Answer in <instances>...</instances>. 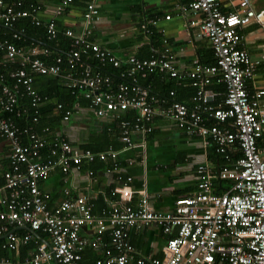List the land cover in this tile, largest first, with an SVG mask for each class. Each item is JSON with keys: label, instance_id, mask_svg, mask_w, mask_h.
Returning a JSON list of instances; mask_svg holds the SVG:
<instances>
[{"label": "built area", "instance_id": "2783aa9c", "mask_svg": "<svg viewBox=\"0 0 264 264\" xmlns=\"http://www.w3.org/2000/svg\"><path fill=\"white\" fill-rule=\"evenodd\" d=\"M98 1L87 0L82 31L64 28L63 32L74 39L67 61L70 68H75L83 54H92L102 64L110 62L120 67L126 63L130 65L127 77L118 74L119 81L115 82L111 74L94 70L88 62L86 66L82 63L85 67L79 78L72 76L71 80L66 75L72 86L90 100L97 116L135 111L132 124L122 121L121 139L129 147L135 146L133 134L146 137L153 131L155 116L162 114L174 119L188 133L200 136L206 146L213 147L229 164L221 165L216 172L206 160L199 163L196 189L178 197L168 211L155 209L146 194L137 204L133 203L136 194L131 185L133 178L122 179L121 175L115 176L119 184L111 189L118 199L110 203L106 216L95 215L87 195L64 199L51 207V195L42 189L41 182L57 166L68 173L72 168L79 169L84 159L106 160L116 158L119 152L80 150L58 136L52 150L58 158L42 161L40 151L47 142L44 137L32 126L22 128L10 118L0 117V135L11 144L10 168L4 172L8 193L1 200L0 210V235L6 237L4 246L18 252L19 245L29 243L38 232L45 234L36 240L38 247L27 258L1 257L0 264H264V89L254 92L249 89L248 82L256 76L259 61L240 45L246 26L256 23L264 32V0H238L236 9L229 12L222 9L220 0H190L180 5L183 14L199 15L187 19L186 26L197 28L210 41L216 58L215 64L195 58L187 72L180 71L167 51L148 59L130 56L120 60L93 41L89 36L102 20ZM72 2L61 0L54 8V16L47 24L50 39L63 29L56 23V15ZM23 3L24 0H0V28L10 29L15 39L23 36V29L14 28L19 20L31 17L36 24L41 23V4L33 3L29 9L23 8ZM144 29L150 31L147 25ZM0 48L5 50L1 65L21 64L8 69L6 77L0 73V81L4 78L13 81L11 85L4 84L0 91V112H13L19 97L27 93L36 108L32 117L36 122L37 108L47 97L36 89L31 72L61 75L63 57L47 63L40 57L49 54L47 47L35 42L30 47L19 46L9 38L0 39ZM261 48L264 53V43ZM156 71L192 79L197 87L193 104L176 100L174 90L169 96H159L139 83L138 73L146 76ZM216 81L226 88L225 98L219 104L212 103L214 91L208 88ZM164 102L169 105L159 110ZM57 107L62 109L63 104ZM72 114L73 110L67 108L63 120L69 121ZM24 135L28 143L22 141ZM238 152L240 156L236 158ZM119 169L108 171L115 174ZM216 181H227L229 185L221 182L216 185ZM152 224L168 235L163 256L138 253L130 240L132 229L140 231ZM87 225L93 227L91 239L82 235V228ZM18 228L28 232L19 235ZM88 245L102 248L103 254L85 261L84 250Z\"/></svg>", "mask_w": 264, "mask_h": 264}, {"label": "crops", "instance_id": "0c3cea01", "mask_svg": "<svg viewBox=\"0 0 264 264\" xmlns=\"http://www.w3.org/2000/svg\"><path fill=\"white\" fill-rule=\"evenodd\" d=\"M60 1L38 0L43 10L41 15L45 20L54 16V8ZM98 2L102 20L96 24L89 37L102 48L111 51L120 60H125L130 56L148 59L167 51L180 71L187 72L195 58L201 60L212 49L210 41L200 34L197 28L186 26L187 19L199 16H195L192 12L185 15L179 8L180 5L189 3L190 0H99ZM81 3L82 0H76V3H71L64 12L56 15L58 24L62 28L71 27L77 32L82 31L85 7ZM220 3L222 9L229 12L236 9L238 0H220ZM167 15L171 17L168 19ZM152 19L157 22L150 23ZM145 25L149 27L150 31L147 32L144 29ZM156 34L160 35V41L154 37ZM242 35L241 47L246 49L253 59L259 61L258 72L253 79L249 80L248 87L251 92L264 89V53L261 48L264 43V32L258 24L252 23L243 29ZM0 51H2V53L0 52V68L10 69L8 65L12 63L6 62L1 65L5 50L1 49ZM107 64L115 67L110 62L102 65ZM129 67L130 65L123 63L116 68L118 74H125L124 77H127L126 73ZM3 71L0 70V73ZM152 73L154 74L153 84L156 81L158 86H163L167 91L171 88H169V82L173 81L174 97L182 100L181 102L193 104L197 87L189 81L190 78L186 76L172 77L168 72L161 71ZM148 75L137 74L139 83L151 89V85L142 82V79ZM158 76L161 80H158ZM116 80L115 82L119 81V79ZM215 84L220 83L216 81L208 88L214 91L212 86ZM3 85H0V90ZM167 94L169 95V93ZM224 97V94L216 90L211 101H216L214 104H219L224 100ZM42 104L43 102L39 107ZM168 105L169 102H164L159 105L158 109L161 110ZM68 108L73 110V114L69 121L62 120L63 126L55 128L56 130H49L43 125L38 108V120L35 122L31 118V121L22 128L32 126L36 130V126L39 128L42 125V134L52 137L65 136L80 150L90 149L91 146L101 147L109 130L111 136L115 135L114 137L118 139L119 148L109 147L94 152L115 150L119 153L116 158L108 157L101 161L103 162L102 166L96 169L94 163L86 159L83 160L79 169L72 168L68 173H64L60 166L56 167L49 178L41 182L42 189L51 195V207L57 206L64 199H75L81 195H87L95 215L106 216L105 211L108 210L110 203L118 199V194H113L111 189L119 184L115 176L121 175L122 179H126L128 176L133 178L131 185L136 191L133 203L137 204L139 199L146 194L155 209L168 211L173 209L178 197L190 194L196 189V172L199 163L206 160L211 169L216 172L221 165L229 164V161L216 152L213 147L206 146L200 136L188 133L179 127L174 119L162 114L155 116L153 131L146 137L141 134H133L135 146L129 147L121 139L122 121L128 120L132 124L136 116L134 110L120 111L116 115L110 113L107 116H97L90 105H79L77 102L73 107ZM54 112L58 113L59 111L54 110ZM2 113L3 111L0 112V117H3ZM21 113L20 116L29 119L30 114L26 109L22 108ZM33 115H36V112ZM10 149V141L0 135V208H3L1 200L8 193L5 188L4 172L10 168ZM57 158L58 156L54 154L53 157H46L43 154L40 160L50 161ZM103 165H107V167ZM115 167L120 168L119 172L116 171L115 174H112L114 172L112 170L109 173L108 169ZM219 184V182L216 183V185ZM222 185L228 186L229 182L226 181ZM93 232L91 225L82 228V235L86 238H93ZM107 237L108 235H106ZM167 238L168 235L156 224L140 231L136 229L130 231L132 244L135 245L137 252L142 254L152 252L157 256H163ZM29 243L26 246L22 245L21 251L19 249L18 252L10 250L3 244L4 248L2 247V249L9 251V254H0V258L11 257L15 260H24L38 247V243L35 242L34 244L37 246L32 250L29 248ZM24 247H27L25 250L29 248V251L24 250L23 252ZM102 254V248L88 245L84 250V259L93 261Z\"/></svg>", "mask_w": 264, "mask_h": 264}, {"label": "trees", "instance_id": "16d2710c", "mask_svg": "<svg viewBox=\"0 0 264 264\" xmlns=\"http://www.w3.org/2000/svg\"><path fill=\"white\" fill-rule=\"evenodd\" d=\"M7 1L11 2L12 0H7ZM74 2L76 3V0H73L72 3H74ZM33 3H38V0H24L22 7L31 9V4H33ZM81 4L86 9L87 0H82ZM50 19L51 18H49L48 20H45L41 16V19H40L41 23L40 24H36L35 20H33L31 17H27L25 19L19 20V22L14 25V28L15 29H23L24 30L23 36L20 39H15L13 37V32L10 29L0 28V39L4 40L6 38H9L11 41L16 42L19 46L30 47L32 45V43L35 42L37 45L47 47L48 49H50L49 54L48 55H43V54L40 55V57L42 59H44L47 63L54 62L56 60V58L59 56L63 57V60H64V62L62 63L63 72L61 73V75L54 76V75L41 74L39 72H31L34 76V82H35L34 85L37 86L36 88H37L38 92L41 95L47 97V100H45L43 102V104L38 108L40 113H41V118L43 119V125L46 126L47 128H49V130H56L55 128H59V127L63 126L62 125L63 124L62 123L63 116H64L65 111L68 107H73L77 102L79 103V105H84V106L91 104L90 100L88 101L84 96H82L78 92V90L76 88H74L72 86V81H71L72 79L70 78L72 76H73V78H79L81 76V72L84 70V67L86 66V64L88 62L91 63L92 68L94 70H96V71L101 70L102 72H104L106 74H111V76H113L114 80H116V79L118 80L119 78H118V69L116 67H113L112 65H108V64L102 65V63L98 62L92 54L91 55L90 54L89 55L83 54L81 57L82 60L76 64V67L70 68V65L67 61V58L70 54V50L73 48L74 39L72 37L68 36L65 32H63L64 28L62 29L61 32L58 33L57 37L50 39L48 37L49 35L47 32V24H48ZM56 23L58 24V20H56ZM159 36L160 35H158V34L154 35V37H157V39L160 41ZM0 52L2 53V51H0ZM201 62H203L205 64H215L216 63V58L214 57V53H213L212 49L209 51L207 56L202 57ZM82 63H84L85 66L82 65ZM8 66H9L8 68H16V67H21V64H20V62H14L11 65L9 64ZM96 67H98V68H96ZM0 70H4L2 73H4V72L7 73L8 69L6 70L5 67H2V68H0ZM28 70L31 71V68H29V66H28ZM66 75L71 80L69 78H66ZM153 75H154L153 73H149V75L146 78L142 79V82L145 84L151 85L152 86L151 90L155 94H158L159 96H164L166 94L167 96H169L171 91H173V90L175 91V89L173 88V86H174L173 81L169 82V88L170 87L171 88L168 89L167 91H166V88H164L163 86H158V84H156V81H154V84H153V82H152L153 81V79H152ZM5 77H6V74H5ZM157 78H158V80H161V78L159 76ZM189 81L192 82V79H190ZM4 83L11 85L13 83V81L10 78H6V79L4 78L3 81H0V85H3ZM212 89L214 91L218 90L219 92H221V94H224V95L226 93L225 85L222 83L215 84L214 86H212ZM167 93H169V95ZM174 98L176 100L180 101L179 98H176V97H174ZM59 103L63 104L62 109H58L57 105ZM212 103L214 104V103H216V101H214ZM22 108L26 109L29 112V114L31 115V116L29 115V119H26L25 117L19 115ZM54 110H58L59 112L55 113ZM34 113H35V108L32 106V97L29 96L27 93H24L22 96L19 97V102H18L15 110L13 112L5 111L2 113V116L5 118H10L11 120L15 121L19 126L24 127L27 125L26 123L31 121V118H32ZM41 127H43V126L41 125V126H39V128H37V126H36V130L38 129L37 130L38 134H40V136H43L47 142L41 148L40 157L43 154L46 155V157H50V156L53 157L54 153L52 152V150L54 148H56L54 146V143L56 141V137L59 136L60 139H62V140L64 139L66 141H69V139L66 138L65 136H62V135L52 137V136H47L46 134H42L41 133L42 132ZM119 132H120V130H119ZM111 135H112L111 131L108 130V132L105 135L104 141H102V146L96 147V148L91 146V148L89 150L94 152V151H98V150H105L109 147L119 148L120 143H119L118 139L116 137H114L115 135H113V136H111ZM118 136H119V134H118ZM22 141L24 143H28L29 139L27 136L24 135V136H22ZM70 143L72 144V142H70ZM72 145L75 147L74 144H72ZM94 153H98V152H94ZM54 155H58V154H54ZM238 156H240L239 152L236 154L235 157L237 158ZM101 161H103V160L96 159L95 161H93L95 169L102 166L103 162H101ZM103 166L107 167V165H103ZM218 182L219 183L221 182V184L226 183V181H216V183H218ZM50 203H51V201H50ZM1 209H3V208H0V210ZM27 232H28V230L25 228L16 229V233H18L19 235H23ZM44 236H45L44 233L38 232V235H36L34 237V239H32L30 241V243H29L30 246L29 245H27V246H29V248H31L32 250L35 249L37 246L34 244L36 242V240L38 238L40 239ZM5 241H6V237L4 235H0V254H9V251H7V250L4 251L2 249ZM22 245H24V244L19 245L20 251H21ZM25 246H26V244H25ZM25 248H27V247H24V249H22L23 252H24ZM29 248L25 251L28 252Z\"/></svg>", "mask_w": 264, "mask_h": 264}, {"label": "water", "instance_id": "95a60500", "mask_svg": "<svg viewBox=\"0 0 264 264\" xmlns=\"http://www.w3.org/2000/svg\"><path fill=\"white\" fill-rule=\"evenodd\" d=\"M33 233L36 235L37 233L35 231H33Z\"/></svg>", "mask_w": 264, "mask_h": 264}]
</instances>
